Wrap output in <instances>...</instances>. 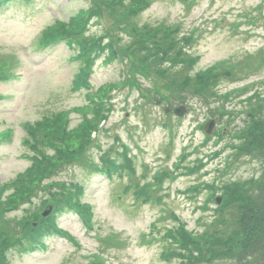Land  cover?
Here are the masks:
<instances>
[{
  "label": "rangeland",
  "instance_id": "374dc122",
  "mask_svg": "<svg viewBox=\"0 0 264 264\" xmlns=\"http://www.w3.org/2000/svg\"><path fill=\"white\" fill-rule=\"evenodd\" d=\"M145 1L148 5L141 11L136 0H14L0 7V55L15 57L0 62L1 196L12 194L13 182L19 181L15 177L34 164V157L49 156L53 163L61 161L45 187L61 189L57 194L68 198L75 191L62 188L60 181L80 184L81 199L93 210V228L87 233L74 213H63L57 224L66 236H48L46 251L24 254L15 247L8 252L9 264H87L94 254L104 257V264H264V242L259 243L257 235L246 244L242 233L227 244L212 245L208 252L196 254L199 249L192 246L181 252L180 260H161L168 230L183 224L195 236L231 235L239 209L246 203L255 208L257 198L264 195V185L257 182L264 178V153L239 149L247 142L241 134L250 126L249 114L264 116V0ZM88 7L101 8L103 17L94 23L90 19L86 39L108 33L124 52L111 55L109 49H100L87 57L89 64L96 58L91 89L74 93L71 80L79 63L70 60L72 48L61 42L42 50L39 43L57 27L70 28L71 20ZM114 21L118 23L110 24ZM126 23L140 29H177L171 36L191 62L165 68L158 56H146L154 50L145 48V55H140L131 45L135 37L122 32L124 27L130 30ZM116 25L120 31H114ZM183 35L190 37V44L180 42ZM225 62L231 75L224 70L213 86L203 89L198 76ZM126 68L130 77L124 86L113 87L122 81L121 70ZM174 72L190 77L192 88L177 90ZM100 86L106 88L98 94L102 103L97 105L87 92L97 94ZM228 93L233 95L227 99ZM180 105L186 107L182 116L164 113L168 106ZM85 106L91 110L88 115L78 110ZM61 112L67 113L65 133L84 121L92 125L88 133L95 132L92 141L72 137L59 141L63 152L76 149L78 157L69 161L46 146L53 144L51 129L40 128L51 126ZM209 120L216 124L207 136L202 126ZM30 127L35 129L31 132ZM103 153H129L135 173L108 178L87 167L88 162L101 166L107 160ZM179 163L180 169H174ZM164 169L168 173L153 182ZM186 169L191 175L184 173ZM140 191L143 198L136 196ZM220 197L228 203H216ZM48 199L49 191L31 194L0 218L10 223L11 234L22 233L21 218L37 212ZM103 238L112 241L104 245Z\"/></svg>",
  "mask_w": 264,
  "mask_h": 264
},
{
  "label": "trees",
  "instance_id": "16d2710c",
  "mask_svg": "<svg viewBox=\"0 0 264 264\" xmlns=\"http://www.w3.org/2000/svg\"><path fill=\"white\" fill-rule=\"evenodd\" d=\"M136 1L137 3L142 4L141 1L139 0H136ZM100 10L101 8L95 9L92 14H100L101 12ZM101 16H102V12H101ZM86 21H87V18L83 16H80V17L77 16L76 18L71 20V23L73 24L71 25L70 28L62 27L60 29L55 30L54 31L55 33L52 32L48 36L49 40H53L59 35L60 36L63 35V37H66L67 34H69V36H72V44L77 46L78 52L80 53V55H82L80 56V58L82 59L84 57V59H82L83 61H81L82 63L84 62L85 64V66H83L84 68L88 67V61L85 60L86 56H83V55L94 47L99 48L98 46L101 44V42H97V41H92L91 42L92 44H89L88 40L85 39V37H83V33L85 32L84 29L86 26ZM117 23H118L117 21L110 22V24H117ZM126 24L130 30L127 31L128 28L124 27L123 32H125L126 34L129 33L131 35L135 34V38L137 39V41L140 42V46H141L140 52L143 50V48L150 49L146 45L148 42L150 45H153L152 50H154V51L148 52L149 56H151V54L152 55L155 54L158 57L160 56L159 57L160 61L168 59V60H174L177 63L182 62L184 64L191 62V59L187 56L188 54H186L184 51L178 48L176 41L171 36V32H168V31L159 32L160 30L158 29L145 28V27L138 29L134 27L132 24H129V23H126ZM108 45L110 46V51H111L110 53L114 55L115 49L112 47V42H108ZM184 67L186 66L184 65ZM87 77H88V71L86 70L83 71L82 69L80 74L77 75L74 85L76 86L77 84H80V83L81 84L86 83ZM175 77L177 79L176 86H175L177 90L179 89L186 90V89L192 88L193 80L187 75L182 76L176 73ZM198 77H199L198 83L204 89L207 86H209V84H211L212 86L215 84L217 75H215L212 70H208L207 72L202 73ZM76 80L78 83L76 82ZM164 86L165 88L168 89L167 83L164 82ZM252 122L253 123L250 124V126L246 129V131L245 130L242 131L243 132L241 134L243 135L242 140L245 142L247 141V142L244 143L241 147H239V149L245 146L247 149L251 150V153H264V118L256 119V117H253ZM57 138L61 139L63 138V136L61 137L58 136ZM247 143L250 145H248ZM57 152L58 154L64 153V156L62 157H66V158L73 157L74 155V153L71 151L63 152L58 149ZM262 155L264 156V154ZM33 173H34V177L36 181L44 177L42 176L37 179V175L43 174V171H41V169H35ZM262 185H264V182L262 183ZM30 190L31 189H28V188H20L16 190V192L19 196L24 197L25 196L24 193L26 191L30 192ZM261 196L262 198L260 197L257 198L258 202L255 204V208L250 207L246 203L239 209L240 215H239V218H237L236 220L237 227L234 230L233 234L227 237L226 239L217 238L215 240L217 245L221 246L223 244L229 243L231 240H234L237 237V235L240 233L245 235V239L243 240V242L246 244L252 242L256 238L257 235H259V238L261 240L259 243L262 244L264 242V195H261ZM0 199H1V191H0ZM76 202L78 203L79 201L76 200ZM67 205L69 207L74 206L72 205V203H67ZM250 220H252V222H250ZM51 226H52L51 222L46 223L44 226L38 225V227L36 228H33L31 226L26 231L22 232L21 233L22 235L16 234L15 236H9L6 238H2L4 234L0 232V264H7V261L5 258V244H7L10 239L14 240L16 238H22L23 239L22 241H25L24 236H26L27 234H31L30 239H28L27 241V244H29V246L27 248H24V250H33L34 245L39 242L40 238L43 237L45 234H48L47 229L50 228ZM21 244L24 245L25 243H21ZM247 248L248 247L244 248V250L247 251ZM244 260H249V259H244Z\"/></svg>",
  "mask_w": 264,
  "mask_h": 264
},
{
  "label": "water",
  "instance_id": "95a60500",
  "mask_svg": "<svg viewBox=\"0 0 264 264\" xmlns=\"http://www.w3.org/2000/svg\"><path fill=\"white\" fill-rule=\"evenodd\" d=\"M178 112V111H177Z\"/></svg>",
  "mask_w": 264,
  "mask_h": 264
}]
</instances>
